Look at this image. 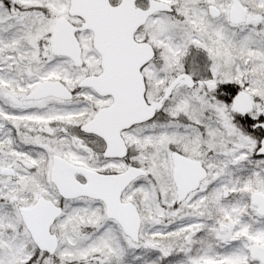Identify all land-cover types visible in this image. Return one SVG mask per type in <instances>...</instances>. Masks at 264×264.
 Instances as JSON below:
<instances>
[{"label": "snow or ice", "instance_id": "1", "mask_svg": "<svg viewBox=\"0 0 264 264\" xmlns=\"http://www.w3.org/2000/svg\"><path fill=\"white\" fill-rule=\"evenodd\" d=\"M0 264H264V0H0Z\"/></svg>", "mask_w": 264, "mask_h": 264}]
</instances>
